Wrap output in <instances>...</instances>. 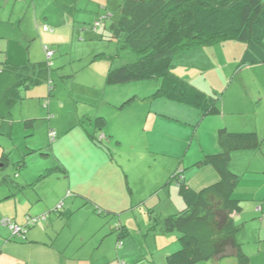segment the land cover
<instances>
[{
	"label": "rangeland",
	"instance_id": "374dc122",
	"mask_svg": "<svg viewBox=\"0 0 264 264\" xmlns=\"http://www.w3.org/2000/svg\"><path fill=\"white\" fill-rule=\"evenodd\" d=\"M122 1L0 0V64L27 65L39 76L20 87L11 113L0 118V192L15 194L6 206L23 200L36 210L49 202L57 243L80 252L104 222L118 231L122 217L145 229L150 208L165 216V206H175L167 194L175 171L197 190L217 182L214 166L195 165L207 150L217 151L224 126L216 127L217 117H245L257 96L264 112V62L244 64L246 42L234 37L179 48L169 74L107 84L109 69L137 58L123 48L127 33L112 26ZM45 47L55 54L42 69ZM194 87L217 90L220 107L234 114L203 116L180 95ZM157 182L167 183L166 192L150 196ZM100 241L94 259L111 247Z\"/></svg>",
	"mask_w": 264,
	"mask_h": 264
},
{
	"label": "trees",
	"instance_id": "16d2710c",
	"mask_svg": "<svg viewBox=\"0 0 264 264\" xmlns=\"http://www.w3.org/2000/svg\"><path fill=\"white\" fill-rule=\"evenodd\" d=\"M112 26L116 33H127L123 48L134 52L137 58L109 69L106 77L109 85L169 74L179 48L212 44L225 37L246 42L244 64L264 62V0H123L121 17ZM49 64L48 60L40 66L45 69ZM38 81L39 76L32 75L30 66L0 65V118L11 113L12 103L21 94L20 87ZM180 95L198 107L203 116L222 113L220 96L216 94L194 87ZM217 135L218 150L206 153L195 165L211 164L220 179L197 190L177 170L170 180L178 185L185 207L165 217L150 208L151 228L180 232L182 246L171 256V264H192L227 256H235L240 264L248 263V255L236 238L233 216V211L241 207L233 194L240 177L229 168V162L233 152L257 148L263 141L254 131L232 132L227 127H220ZM118 230L122 233L123 227Z\"/></svg>",
	"mask_w": 264,
	"mask_h": 264
},
{
	"label": "crops",
	"instance_id": "0c3cea01",
	"mask_svg": "<svg viewBox=\"0 0 264 264\" xmlns=\"http://www.w3.org/2000/svg\"><path fill=\"white\" fill-rule=\"evenodd\" d=\"M216 91L214 92L217 94L218 92ZM253 99H256L254 101L255 105L252 107L249 104L245 117H226V119L225 117H223L224 119L217 117L215 122L216 127L224 125L222 127H227L232 132L254 131L263 141L262 145L257 148L233 152L229 167L240 177L233 193L240 200L241 205L239 209L233 211L234 222L237 226L236 238L241 243L244 252L248 255L247 264H264V112L260 110L263 97L260 96L258 98L257 96ZM221 109L222 114L226 113V116L229 113L234 114V112H227L225 103ZM235 109L231 108L229 111H236ZM244 110L241 108L240 114L244 113ZM215 150L216 147H213L207 151L209 153ZM241 151L244 153H237ZM2 168L0 167V169ZM182 177L187 182V178L184 175ZM212 178L217 179L218 176L214 175ZM167 183L169 186L165 185ZM167 183L161 186V183L157 182L156 186H154L155 189H153L150 195L153 196L154 193L166 192L168 186L167 194L170 197L169 200L174 202L175 206L172 210H168L165 206L166 212L163 215L173 213L178 209L184 208L186 205L184 198L176 192V187H174V184L178 186L176 182L170 180ZM27 185L30 184L28 183ZM19 186L24 187L20 183ZM11 195L15 194H4V190L0 192V264H116L119 260H124L128 264H171V256L180 250L182 246L179 237L174 232L175 229L162 232L159 228H151L150 219L147 220V228L142 229L141 225L140 229H135L136 226L133 219V221L129 219L123 220L120 217L119 226L123 227L122 233L116 230L115 224L104 222L101 228L92 236L89 235V239L95 235L93 239L96 238V241L92 242L93 245L82 248L83 250L80 252L78 251L79 249H71L69 242L62 241L61 243H57V233L51 230L55 222L51 220L54 214L50 211L52 206H50L49 202L44 207H39L40 209L36 210L32 209V205L27 206L23 200L20 203L21 208L19 207V203L10 202L6 206L5 203L9 202L6 200ZM41 199L39 197L38 201H41ZM96 202L101 203L99 200H96ZM43 212L45 213L42 214ZM98 212L102 213L103 211L99 210ZM31 213L38 215V217H45L46 219L42 220L43 225L40 226H38V220L37 224L31 225V229L29 228V230L27 229V221L29 224V220L38 218L31 216ZM6 218L26 228L27 231L24 233L25 238L20 235L22 238L20 240L17 238L19 236L12 233L13 229L9 225L2 224V219ZM137 221L139 222V220ZM45 223H48V226L44 227ZM115 231H117L116 234H114ZM100 236L99 247L107 239L110 240L111 247L107 255L101 252L94 259L93 255L95 251L91 252V249L95 250L97 248L96 243ZM120 239H123L122 245H119ZM87 244L88 238L84 237L81 246L84 247ZM192 264H240V262L235 256H227L221 259L199 260Z\"/></svg>",
	"mask_w": 264,
	"mask_h": 264
},
{
	"label": "built area",
	"instance_id": "2783aa9c",
	"mask_svg": "<svg viewBox=\"0 0 264 264\" xmlns=\"http://www.w3.org/2000/svg\"><path fill=\"white\" fill-rule=\"evenodd\" d=\"M45 49H46V55L48 57V60L51 63V59L53 58L55 53L49 47H45ZM41 218H42V220L45 219V217L41 216V217H38L36 219L29 220V223L34 224ZM2 224L3 225H9L15 233H19L23 238H25V234H24L25 231H24L23 227H21L20 225L13 223L10 219H7V218L2 219ZM119 245H122V241H119ZM116 264H128V263L124 260H119L116 262Z\"/></svg>",
	"mask_w": 264,
	"mask_h": 264
}]
</instances>
